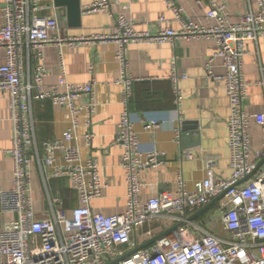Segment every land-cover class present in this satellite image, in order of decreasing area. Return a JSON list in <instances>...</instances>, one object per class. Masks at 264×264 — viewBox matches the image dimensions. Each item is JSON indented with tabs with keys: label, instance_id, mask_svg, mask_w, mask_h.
<instances>
[{
	"label": "built area",
	"instance_id": "2783aa9c",
	"mask_svg": "<svg viewBox=\"0 0 264 264\" xmlns=\"http://www.w3.org/2000/svg\"><path fill=\"white\" fill-rule=\"evenodd\" d=\"M56 0H4L0 12L4 24L0 28V49L5 51V64L0 67V96L9 105L13 138L8 151L13 162V187L0 190V264H264V147L252 151L250 127L252 123L264 131V113L248 114L244 101L250 83L243 74L247 45L264 38V0H256L257 10H250L240 22L231 23L226 6L216 0L207 2L210 27L184 17V10L176 0H163L167 10L180 24V29L164 28L157 33L139 32L125 15L115 18L114 33L94 34L82 38H64L55 16H47ZM109 0H99L84 9L86 14L110 12ZM166 18L161 16L159 24ZM177 39H212L217 52L209 59L206 69L213 80L222 82L229 102L227 118L228 148L230 152L229 179L215 181L216 158H205L207 178L187 189L183 174L178 173L176 190L158 196L142 197V175L155 168L158 154L145 156L135 131L131 102L134 86L139 80L130 71L129 46L134 43L162 45ZM92 42H112L117 46L115 59L119 76L114 84L122 88V112L118 134L112 145L120 148V165L125 172L127 205L124 213L105 215L94 212L91 202L102 196L107 185L95 159L83 160L77 140L85 128L83 140L91 147L95 139L91 131L96 113V83L70 84L67 69L61 63V78L57 85L46 86L47 70L41 50L48 45L72 49ZM36 56L38 64L32 75L26 76L25 54ZM220 59L225 73L215 75L213 63ZM93 66L89 67L92 73ZM186 74L174 66L168 77L173 87L174 103L180 107L181 89ZM264 87V69L258 82ZM82 99H86L82 102ZM49 101L66 109L69 128L60 138L43 144L45 154L39 155L32 104ZM0 99V110H1ZM146 130L157 129V120L141 118ZM176 142L181 139V127H176ZM63 153V164L57 154ZM34 158L43 165L44 172L53 178H67L78 195L79 206L70 213L60 197L50 200L51 214L38 217L32 198V167ZM186 159L193 160L192 153ZM49 175V174H48ZM249 177V178H248ZM226 193L229 204L220 206V224L224 236L214 230L189 222V215L201 210ZM171 219L180 225L170 235L154 244L130 253L133 236L147 222ZM190 224V225H189ZM174 227V226H173ZM136 250V248L134 249ZM132 250V251H134Z\"/></svg>",
	"mask_w": 264,
	"mask_h": 264
},
{
	"label": "crops",
	"instance_id": "0c3cea01",
	"mask_svg": "<svg viewBox=\"0 0 264 264\" xmlns=\"http://www.w3.org/2000/svg\"><path fill=\"white\" fill-rule=\"evenodd\" d=\"M99 0H80L82 19L80 27H72L68 21L66 7L50 8L45 15L55 16L61 26L64 38H82L94 34L110 35L114 33L115 18L125 15L135 24L139 32L157 33L164 28L180 29V24L169 12L163 0H109L110 12L95 14L84 13L85 7ZM184 10V17L196 23L210 27L214 24L207 20L209 10L207 2L198 0H176ZM226 6L231 23L240 22L250 10L256 11V0H216ZM4 0H0V5ZM164 16L166 21L159 24L158 19ZM4 24L3 13L0 12V28ZM117 46L115 43L92 42L79 48L63 47L60 54L55 45H48L41 50L43 63L47 70L46 86H55L61 78V63L67 72L66 79L70 84H85L94 79L96 83L97 105L93 116L91 131L95 139L91 147H87L83 135L85 128L78 132V144L81 147L83 160L95 159L100 168L103 181L107 185L102 196L91 202L94 212L105 215H119L125 212L127 190L125 172L120 165L121 150L112 145L118 134V124L122 112V88L114 82L119 76V66L115 59ZM218 45L212 39H177L175 43L149 45L134 43L129 46L128 59L131 73L142 80L134 86L132 112L136 120L135 131L145 156L158 154L155 168H148L142 175V197L149 199L166 191L176 190L178 173L183 174L187 189L193 191L197 184L207 178L205 158H216L218 166L214 172L215 181L229 179L230 152L228 148L227 118L229 102L224 84L213 80L207 74L206 65L217 52ZM243 74L250 83L247 98L244 101L248 114L264 113V87L258 82L262 79L264 69V38L247 45ZM5 64V51L0 49V67ZM38 64L36 56L25 54L24 68L26 76L34 73ZM93 66L91 73L89 67ZM180 74H186L181 89L183 100L180 107L174 103L173 87L168 77L173 67ZM215 75L225 73L220 59L213 63ZM0 190L13 187V162L9 156L13 138V125L10 121L8 102L0 96ZM86 99H82L85 102ZM32 115L38 141L39 155L45 154L43 144L46 141L60 138L69 128L66 109L55 106L49 101H35L32 104ZM157 120L159 128L146 130L139 120L141 118ZM184 122H196L198 135L176 142V127ZM250 135L252 151L264 147V131L255 123L251 124ZM199 145V146H197ZM195 159H186L187 153ZM57 163L63 164V153L57 154ZM49 174V175H48ZM60 197L64 208L70 213L79 206L78 195L67 178H53L44 172L43 165L34 158L32 167V198L38 217L51 214L50 200ZM230 197L222 198L212 209L191 221L196 226L218 232L220 224V206L229 204ZM216 209V210H215ZM198 212V211H197ZM196 212V213H197ZM196 213L189 215L193 217ZM219 222V223H217ZM219 224V225H218ZM177 223L171 219H154L138 229L133 236V243L128 252L146 246L151 240L163 234ZM190 225V224H189ZM148 247V246H147Z\"/></svg>",
	"mask_w": 264,
	"mask_h": 264
},
{
	"label": "water",
	"instance_id": "95a60500",
	"mask_svg": "<svg viewBox=\"0 0 264 264\" xmlns=\"http://www.w3.org/2000/svg\"><path fill=\"white\" fill-rule=\"evenodd\" d=\"M55 4L57 7H60V8L66 7L67 8L68 21H69L70 26H72V27H80L81 26L82 10H81V5H80V0H56ZM181 131H182L181 136L183 139L192 137L194 134L199 136V134H198L199 127H198V124L196 122H184L182 124ZM197 146H199V145H197ZM263 163H264V160L259 164V166H261ZM225 195H226V193L219 196L218 198L213 200L210 204H208L207 206H205L204 208L199 210L193 217L189 218V222L194 221V220L198 219L199 217H201L202 215H204L205 213H207L223 197H225ZM179 226H181V224L170 228L169 230H167L163 234H161V235L157 236L156 238H154L153 240H151L146 246H141L131 253H135L136 251L141 250L143 248H146L147 246L154 244L158 240L163 239L164 237L170 235L173 231H175ZM120 261L121 260H118L112 264L118 263Z\"/></svg>",
	"mask_w": 264,
	"mask_h": 264
},
{
	"label": "rangeland",
	"instance_id": "374dc122",
	"mask_svg": "<svg viewBox=\"0 0 264 264\" xmlns=\"http://www.w3.org/2000/svg\"><path fill=\"white\" fill-rule=\"evenodd\" d=\"M216 210V209H215ZM217 223H219V222H217ZM219 225V224H218ZM218 232L219 233H221V228L220 227H218Z\"/></svg>",
	"mask_w": 264,
	"mask_h": 264
},
{
	"label": "trees",
	"instance_id": "16d2710c",
	"mask_svg": "<svg viewBox=\"0 0 264 264\" xmlns=\"http://www.w3.org/2000/svg\"><path fill=\"white\" fill-rule=\"evenodd\" d=\"M133 100H134V98L132 99V102H131V109H132V105H133Z\"/></svg>",
	"mask_w": 264,
	"mask_h": 264
}]
</instances>
